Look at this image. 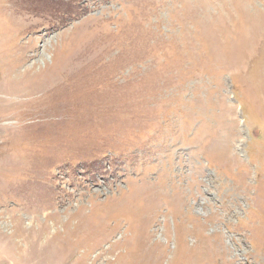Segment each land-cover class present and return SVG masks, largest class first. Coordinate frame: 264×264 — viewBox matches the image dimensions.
Segmentation results:
<instances>
[{
    "label": "rangeland",
    "instance_id": "rangeland-1",
    "mask_svg": "<svg viewBox=\"0 0 264 264\" xmlns=\"http://www.w3.org/2000/svg\"><path fill=\"white\" fill-rule=\"evenodd\" d=\"M0 264H264V0H0Z\"/></svg>",
    "mask_w": 264,
    "mask_h": 264
}]
</instances>
